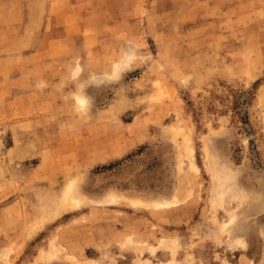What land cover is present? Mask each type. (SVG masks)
Returning <instances> with one entry per match:
<instances>
[{
	"label": "rangeland",
	"instance_id": "374dc122",
	"mask_svg": "<svg viewBox=\"0 0 264 264\" xmlns=\"http://www.w3.org/2000/svg\"><path fill=\"white\" fill-rule=\"evenodd\" d=\"M50 2L0 0V264H264V0Z\"/></svg>",
	"mask_w": 264,
	"mask_h": 264
},
{
	"label": "crops",
	"instance_id": "0c3cea01",
	"mask_svg": "<svg viewBox=\"0 0 264 264\" xmlns=\"http://www.w3.org/2000/svg\"><path fill=\"white\" fill-rule=\"evenodd\" d=\"M56 1L57 0H51L50 4L46 5L47 9H48V6H49V9H53L56 6V4H57ZM63 1L65 3L67 0L66 1L63 0ZM70 3H71V7L72 8L71 7H69V8H71L73 11H75V10L76 11L77 10L82 11L81 16L85 17V20H84L85 25H87L86 21L90 22V20H92V17H89L88 14L92 13V11H96L97 10V8H96V6L94 4V0H71ZM82 3L85 4V5H83ZM84 11H86V12H84ZM26 40H27V42L29 44H31V47H32L33 46L32 39L30 37H28ZM62 42L65 43L66 41H62ZM31 59H32V56L30 55L26 59V61L24 63H22V65H23L22 70L23 71L20 74V78H21V76H23V74H30L29 72L32 70V68L27 66L26 62H30ZM20 78H18V88H23V87H20L21 85H19V82H20L19 79ZM23 81H25V80H23Z\"/></svg>",
	"mask_w": 264,
	"mask_h": 264
}]
</instances>
